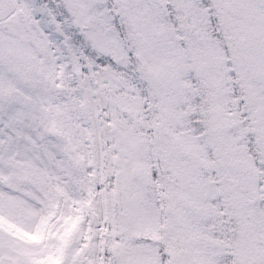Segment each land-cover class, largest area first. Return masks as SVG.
Segmentation results:
<instances>
[{"label":"snow or ice","instance_id":"1","mask_svg":"<svg viewBox=\"0 0 264 264\" xmlns=\"http://www.w3.org/2000/svg\"><path fill=\"white\" fill-rule=\"evenodd\" d=\"M0 264H264V0H0Z\"/></svg>","mask_w":264,"mask_h":264}]
</instances>
